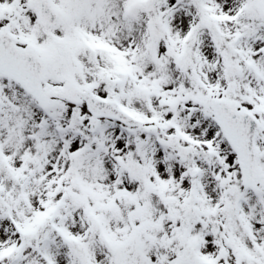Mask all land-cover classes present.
<instances>
[{"label": "snow or ice", "instance_id": "snow-or-ice-1", "mask_svg": "<svg viewBox=\"0 0 264 264\" xmlns=\"http://www.w3.org/2000/svg\"><path fill=\"white\" fill-rule=\"evenodd\" d=\"M0 264H264V0H0Z\"/></svg>", "mask_w": 264, "mask_h": 264}]
</instances>
